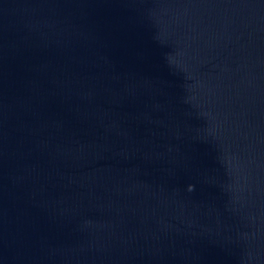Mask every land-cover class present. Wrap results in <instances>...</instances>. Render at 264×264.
<instances>
[{
    "label": "water",
    "instance_id": "obj_1",
    "mask_svg": "<svg viewBox=\"0 0 264 264\" xmlns=\"http://www.w3.org/2000/svg\"><path fill=\"white\" fill-rule=\"evenodd\" d=\"M0 264H264V0H0Z\"/></svg>",
    "mask_w": 264,
    "mask_h": 264
}]
</instances>
